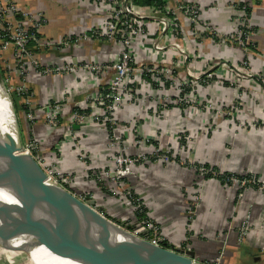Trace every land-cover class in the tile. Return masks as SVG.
I'll return each mask as SVG.
<instances>
[{"label":"crops","instance_id":"1","mask_svg":"<svg viewBox=\"0 0 264 264\" xmlns=\"http://www.w3.org/2000/svg\"><path fill=\"white\" fill-rule=\"evenodd\" d=\"M12 1L20 10L43 17L44 23L40 36L47 41L62 40L89 30L103 24L106 18L104 11L98 10L85 0ZM180 1L200 5L203 10V19L215 24L219 32L224 35L233 32V14L236 12L233 8L240 5L247 6L249 11L247 17L254 32L253 41L248 48L252 60L251 73L256 74L251 76L253 79H249L252 87L248 86L249 89L246 91L253 92L251 93L253 95L244 98L241 117L244 120H250L255 126L236 132L232 128V123L224 119L225 121L217 131L209 129L206 134L196 133L203 125L202 122L210 121L203 115L195 114L192 119L188 115V120L182 117L183 112L180 115L179 112H173L166 107L168 109H166L164 119L159 117L152 120L150 117L140 115L141 112H138L136 104L127 103L118 113L119 119L123 122H131L130 124L135 126L139 137L148 138L152 143H159L166 148L169 145L174 159L169 163L153 161L146 166H137L135 175L128 179L126 187L140 197L147 215L161 226L167 248L180 247L185 244L195 253L196 260L204 263L212 262L224 246L222 257L224 264H264L262 233L249 236L241 245L236 244L235 238L236 228L250 203L253 204V220L256 223L259 222V216L264 208V195L255 190L241 191L236 187L224 186L212 177L201 178L189 165L181 164L178 158V156L180 159L190 157L189 161L212 167L218 172L234 175L250 174L264 182V90L262 88L264 83L261 84L259 79L260 76L264 77V0ZM142 5L148 4L136 2L135 8L138 9ZM154 25L152 22L149 24L151 28ZM188 33L190 35L188 39L194 40L196 32ZM216 40L213 38L211 43L205 45V52L190 61L195 62L194 64H188V57H193L191 52L186 54L187 56H179L183 59L178 65L181 69H185L188 64L190 69L198 70L201 62H205L208 67L212 66L210 68L213 75L212 81L206 89L201 88L200 100L201 97L202 99L206 97L217 101L227 96L225 88L220 87L215 81V74L220 73L226 80L234 74L232 70L222 72L213 66L212 62L216 58L230 65L236 59L235 51L227 48V46L230 47V41ZM160 45H162L161 42ZM29 49L43 65H58L65 60L72 62L92 60L105 63L115 50L113 45L103 40H89L79 46L65 47L61 51L36 47L34 43L29 45ZM149 52L153 54V51L149 50ZM187 73L188 71L185 70V74L189 76ZM257 73H260V76ZM6 78L19 83L17 75L13 73L12 50L4 54L0 53V86ZM78 80L74 83L71 76L43 77L36 74L29 66L26 67V84L34 94L33 106L39 109L33 130L35 139L42 150L59 152L63 165L77 175H81L80 168L75 165L77 164L75 153L80 149L88 152V163L95 170L100 171L106 166V157L110 153L106 147V132L100 126L81 128L79 129L80 141H71L66 137L68 134L66 127L60 126L54 132L47 131L45 116L41 110L46 101L57 100L61 92L68 89L69 103L63 106L64 114L68 116L72 102L80 101L84 96L92 95L96 91L95 86L85 83L84 76L83 82ZM193 80L197 81L196 78ZM145 106L147 108V103ZM16 117L26 139L27 125L20 108ZM6 127L8 130H5ZM0 131L9 135L11 128L8 124L0 123ZM187 131H189L188 137L184 134ZM173 132H176L175 137L171 135ZM187 142H190L189 151L184 150ZM56 144L60 145L57 149L54 148ZM121 145L128 155L139 153L136 147L132 146L131 138H123ZM74 186L75 190L81 194L93 193L95 199L98 200L97 203L103 206L112 217H116L118 224L130 228L136 227L138 219L131 206L123 203L119 198L114 201L109 196V193L116 187L113 181H106L102 186L97 187L92 182L79 178ZM197 192L201 196V201L197 206L195 216L190 218L187 210L191 205L192 195L195 196ZM239 194L243 196L241 199H237Z\"/></svg>","mask_w":264,"mask_h":264},{"label":"built area","instance_id":"2","mask_svg":"<svg viewBox=\"0 0 264 264\" xmlns=\"http://www.w3.org/2000/svg\"><path fill=\"white\" fill-rule=\"evenodd\" d=\"M85 1L105 12L104 23L62 40L47 41L40 36V30L44 23L42 16H34L28 11L20 10L12 0H0V53L4 54L12 50L13 73L19 79V83H15L6 78L3 81L4 93L9 99L12 94L20 99L25 110L23 114L28 133L26 135L27 143L22 147L20 154L28 155L34 159L45 174V183L67 190L80 200L94 205L95 210L102 209L101 213L104 217L117 226L126 229L127 227L118 224V219L112 217L104 207L97 206L95 197L81 194L75 190L74 184L80 178V180L90 181L99 187L105 181L111 180L116 184L117 189L115 193L111 192L110 194L112 200L119 198L120 201L131 206L134 214L136 212L141 214L146 211L140 197L125 188V181L135 175L137 166L146 165L150 160L167 163L174 158L170 149L162 148L161 145L156 147V144L153 145L150 139L139 137L136 130H134V134L131 133L128 128L135 126L130 125V123L118 122L117 115L125 104L132 101L133 95L137 97L136 89L138 86H141L142 90H147L149 88L160 89V84L164 85L158 78L153 79L152 77L156 75L165 79L166 74L170 71L162 66L180 55L186 56L181 44L183 39H186L185 35L188 33V29L194 31L197 26L199 7L194 2L188 3L180 0H153L151 4L142 5L138 9L135 8L137 0ZM235 9L236 23L232 32L235 34L234 41L239 47L247 49L251 45L253 34L246 14L247 6H235ZM151 22L155 24L152 28L149 26ZM186 31L187 33H185ZM89 40H103L113 45L114 53L107 62L65 60L58 65H43L38 62L29 49V45L34 43L36 47L61 51L65 47L79 46ZM149 50L153 51L152 55ZM27 66L43 77L71 76L74 83L78 79V81L83 82L84 76L85 83H90L96 87V91L92 95H86L80 101L70 104L71 112L68 116L64 114L65 109L63 107L69 103L68 89H64L57 100L46 101L41 110L45 116L44 121L48 132H54L62 123L68 132L66 137L74 142L81 139L79 129L102 126L107 134L106 147L111 152V158L106 161V166L103 169L98 171L90 166L88 156H85L87 151L82 149L79 150L81 152H78L79 156L76 159L78 165L75 164L80 168L81 175H77L73 170L70 171L63 165L59 152L54 150L53 154L45 155L46 151L42 150L34 137L33 130L39 109L33 106L34 94L26 84ZM158 67L160 68V71H157L159 75L154 73ZM188 77L194 79L191 75ZM144 80L147 82L151 80V82L147 83ZM166 84L168 85V83ZM190 84L192 85V83ZM191 85L184 82L181 88L184 92L187 90L190 93L192 92ZM133 88L135 91L132 90ZM262 88L264 90V84ZM183 90L179 89L178 93ZM178 101L181 99L179 98ZM238 109L234 108L229 116L234 120L235 126L241 127L240 123L237 124L236 122L237 118L239 119ZM239 127L235 128L240 129ZM125 137L131 138L132 146L136 147L139 153L135 155L125 153L124 147L121 145V140ZM59 146L56 144L54 148L57 149ZM184 150L189 151V144H186ZM181 153L183 154V151ZM179 161L183 165H189L201 178L212 177L224 186L236 187L241 191L255 190L264 195V182L253 175L227 174L202 164L186 163L183 158ZM218 177H222V179L220 180ZM242 197L239 194L237 199ZM196 201L198 203L201 201L198 192L193 199L194 204H191L187 210L190 218L196 214L198 206ZM141 206L144 211L140 208ZM247 209L236 228L237 245L243 244L249 236L255 233H262L264 237V208L257 223L254 222L252 216L253 204L250 203ZM129 232L154 245L163 246V242H165L161 226L155 223L147 213L138 220L134 229L129 227ZM176 248L191 251L185 244ZM223 250L224 246L212 262L202 263L224 264L222 261Z\"/></svg>","mask_w":264,"mask_h":264},{"label":"water","instance_id":"3","mask_svg":"<svg viewBox=\"0 0 264 264\" xmlns=\"http://www.w3.org/2000/svg\"><path fill=\"white\" fill-rule=\"evenodd\" d=\"M3 88V84L0 86ZM6 97L15 127V137H6L0 133V178L9 183L0 191L8 198H0V212L20 209L31 215L53 222L63 232L74 236L81 242L56 244L59 250H71L77 255L89 254L96 264H105L108 255L90 253L91 248L120 251L118 257L125 258L129 264H203L196 260L192 251L178 249L175 246L154 245L123 229L108 220L93 206L80 200L67 190L45 183V174L34 159L20 154L22 137L11 100Z\"/></svg>","mask_w":264,"mask_h":264},{"label":"rangeland","instance_id":"4","mask_svg":"<svg viewBox=\"0 0 264 264\" xmlns=\"http://www.w3.org/2000/svg\"><path fill=\"white\" fill-rule=\"evenodd\" d=\"M198 7H199V13H198L199 19H198L197 26L193 31V32H196V34H194L195 39L194 40L192 39V41H191V39H188V38H190V35L186 31L185 32V33H187L185 35L186 39L185 38L183 39V43L181 44V46H182V49L185 52V54L188 55L191 52L193 55V57L191 55H190L191 57H188V59H189L188 64L189 63L194 64L195 62H190V61L192 59L195 60L198 56H200L203 52H205V50H206L205 45L208 43H211L213 41V38L214 39L216 38L217 39L216 41H219V40L223 41V39L226 42L231 41L230 42L231 44L229 45L230 47L227 46V48L230 49V51H235V54H236V56H235L236 59L232 62V64L230 65V63H227V62H225L219 58H216V60H213L212 63L214 65L211 63L213 66H216L217 70H219V71L228 72V71L232 70L234 73L233 76L231 78H228L227 80L220 73L215 74V81L219 84L220 87L222 86L225 88L227 96H224L223 98L218 99L217 101H215L211 98H206V97L203 99L201 97V100H200L199 95H200L201 88L206 89V86H208V84L212 81L211 79L213 78V75L211 73L212 70H210V68L212 66L208 67V65L205 64V62H201L198 66V70L190 69L188 64L185 67V69L184 68L181 69V67L178 65H179V62L181 63V61H183V59H180V57H176L175 60H171L170 62H167L166 64L164 63L165 65L162 64V65H164V66H162L163 68L168 69L170 71L169 73L166 74V77H165V79L169 80V81H166L161 76L160 77H157L156 75L153 76L152 77L153 79L158 78L159 81L164 85L160 84V89L149 88L147 90H142L141 86H138V88L136 89V91L138 92V95H137V97L135 95H133L131 102L133 104H136V106H138V112H141L140 115H142L143 117H150L152 120L157 119L159 117H161V118L163 117V119H164V117H165L164 114L166 112V109H168V108L170 110H172L173 112H179L180 115H181V112H183V116H182L183 118H185V117L187 118L189 115V116H191V119H192L193 116H195V114L203 115L206 117V119H208L210 121H208V123L202 122L203 125H201L200 129L197 130L196 133L199 132V133L206 134L207 132H209V129H211L213 131L214 130L217 131L218 127L222 125L223 121H225L224 119H226L232 123V128L234 131L241 132L242 130H244L247 127L249 128V127L255 126V124H251L250 120H248V119L244 120L241 117L244 98L247 96L253 95V94H251L253 92H247L246 91L247 89H249L248 86H250V84L252 83L251 81H249V79H253L251 76L256 74V73H251V71H252L251 70L252 69V60H251V56H250L251 55L250 50L248 48L243 49V48L239 47L237 45V43L234 41V39H235L234 35L235 34H233L232 32L228 35L221 34L215 24H213L212 22L204 20L202 17V11L203 10H202L200 5H198ZM233 12H234V10H233ZM233 15H234V19L232 21V24L235 25L236 13L234 12ZM249 26L251 28L250 24H249ZM233 29H234V27H233ZM188 32H191L190 29H188ZM253 37H254V32L251 36V41H253ZM216 41H214L215 45H217ZM216 55H218V54H216ZM185 70L188 71L187 74H189V76L190 75L193 76L194 78H196L197 81L190 79L185 74ZM157 71L158 72L160 71L159 67L156 71H154V73L157 74ZM257 74L260 76V73H257ZM157 75H159V74H157ZM259 79L261 81V84H263L264 83V77L260 76ZM145 82H147V81H145ZM148 82L150 83L151 80ZM184 82H186L189 85H191L190 83H192V85H191L192 86V92L188 93L186 89H185L186 91L184 92L183 88H181V85H183ZM166 83H168V85ZM250 87H252V85ZM3 88H4V86H3ZM3 88L0 87V90L2 91ZM179 89H181L183 91L178 93ZM188 89H189V87H188ZM132 90L135 91L134 88ZM189 90H191V89H189ZM132 94H134V93H132ZM179 98L181 99V101H178ZM176 99H177V101H176ZM144 102L147 103V108H146ZM175 102H177V104H175ZM166 107H168V108H166ZM234 108H239L238 109L239 113H237V115H239V119L237 118L236 122H237V124L240 123L241 127H239L237 125L240 129H236L238 127L235 126L234 120L232 119V117L229 116V113H231L234 110ZM12 109L14 110V108H12ZM187 119H185L186 122L189 120V119L188 120ZM117 120H118V122H120L122 124L131 123V122L121 121L119 119L118 115H117ZM60 126L66 127L62 123L59 125V127ZM101 127L102 126H100V128ZM19 129H20V134L22 137V144L24 146L27 143L26 139H25V135L22 132L21 126L19 127ZM5 130H8V128L6 127ZM128 130H130L131 133L134 134L135 127H129ZM188 133H189V131L184 132L186 137H188ZM175 134H176V132H173L171 135H173L175 137ZM155 144H156L155 145L156 147H157V145L160 146L159 143L158 144L155 143ZM186 144L187 145L189 144V150H190V142H187ZM161 147L163 148L162 145H161ZM169 149H170V146L168 145L167 150H169ZM148 150H151V149H148ZM173 150H175V148H173ZM115 151H116V149H115ZM53 152L54 151H50V150H49V152L46 151L45 155H51V154H53ZM78 152H81V151H79V150L76 151L75 159H77L79 156ZM174 152L177 153V151H174ZM112 153H114V152H112ZM86 154L87 155H85V156H88L87 152H86ZM151 154H153V153H151ZM176 156H178V155L176 154ZM176 156H175V158H176ZM109 158H111V152L109 154H107V157H106L107 161L110 160ZM173 158H174V156H173ZM178 158L180 159L179 156H178ZM183 158L185 159L186 163L187 162H190L191 164L197 163L194 161H192V162L189 161V160H191L190 157H189V159H187V157H183ZM151 162H153V160H150L149 163H146V164H151ZM169 162H167V163H169ZM127 181H128V179H127ZM127 181H125V182H127ZM125 188H127L128 190L133 192L128 187L125 186ZM116 190L117 189L115 187L114 190H112L111 192L115 193ZM111 192L109 193V196H110ZM87 195H92L91 197H94L93 193H90ZM192 196H193V198H191L190 204H194L193 199L195 196L194 195H192ZM97 201L98 200H96V202ZM197 203L198 202L196 201V204ZM96 204H97V206H101L98 203H96ZM0 264H5V259H2V260L0 259Z\"/></svg>","mask_w":264,"mask_h":264},{"label":"bare ground","instance_id":"5","mask_svg":"<svg viewBox=\"0 0 264 264\" xmlns=\"http://www.w3.org/2000/svg\"><path fill=\"white\" fill-rule=\"evenodd\" d=\"M0 123L8 124L11 128L9 135L0 131L2 135L15 137L14 121L3 90H0ZM0 183L5 187L10 186L2 178ZM0 198H8V196L0 191ZM72 242L88 247V244L63 232L45 218L20 209L0 212V259H5V264H96L95 259L87 253L77 255L71 250L54 248L56 244ZM89 250L90 253L108 255L105 264H129L125 258L118 257L121 253L117 249Z\"/></svg>","mask_w":264,"mask_h":264},{"label":"trees","instance_id":"6","mask_svg":"<svg viewBox=\"0 0 264 264\" xmlns=\"http://www.w3.org/2000/svg\"><path fill=\"white\" fill-rule=\"evenodd\" d=\"M152 1L153 0H137V2H138V4L139 3H144V4H151L152 3ZM241 6V5H240ZM246 14L248 15L249 14V11H248V8L246 9ZM10 100H11V104H12V107L14 108V112H15V114L17 115V112L19 111V108L24 112L25 110H24V108H23V106L21 105V102H20V99L18 98V97H16L15 96V94H12V96L10 97ZM226 175V174H225ZM224 175V176H225ZM218 179H222V177H218ZM137 204V203H136ZM143 211H144V209H143V207L141 206L140 207ZM145 213H147L146 211H144L143 213H138V212H136L134 215H135V217L139 220L140 218H142L144 215H145ZM135 228V227H134ZM133 227H132V229H134ZM166 242H163V246H165L166 247Z\"/></svg>","mask_w":264,"mask_h":264}]
</instances>
